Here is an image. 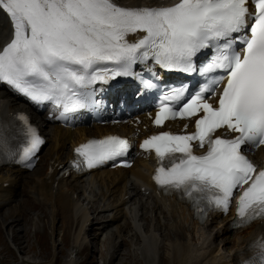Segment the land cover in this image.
I'll return each mask as SVG.
<instances>
[{
  "label": "snow or ice",
  "instance_id": "1",
  "mask_svg": "<svg viewBox=\"0 0 264 264\" xmlns=\"http://www.w3.org/2000/svg\"><path fill=\"white\" fill-rule=\"evenodd\" d=\"M249 3L179 0L170 7L125 8L113 0H0V10L13 28L12 39L0 49V82L35 102H53L63 108V117L86 102H96L95 90H84L131 74L138 62L152 60L185 73L199 71L207 83L182 104L187 86L170 88L154 120L163 126L167 120L202 112L196 131L162 132L140 145L154 150L161 164L154 179L161 186L183 189L189 197L203 194L197 199L206 196L224 211L234 190L247 184L238 197V216L245 222L264 217V170L253 176L256 169L242 153L246 144L264 145V0H251L255 11ZM137 32L144 35L135 42L126 39ZM237 44L243 47L237 50ZM204 49L214 54L197 68L193 58ZM218 71L224 75H208ZM221 82L224 87L214 106L205 93L215 95ZM143 83L157 86L150 80ZM219 129L225 133L214 138ZM227 133L237 135L224 138ZM28 134L26 157L42 143L34 129ZM192 141L200 148L207 145L206 153L193 154ZM128 146L127 140L109 136L82 144L75 152L92 168L123 155ZM166 159L170 166H165ZM257 244L259 258L244 264H264V238Z\"/></svg>",
  "mask_w": 264,
  "mask_h": 264
},
{
  "label": "bare ground",
  "instance_id": "2",
  "mask_svg": "<svg viewBox=\"0 0 264 264\" xmlns=\"http://www.w3.org/2000/svg\"><path fill=\"white\" fill-rule=\"evenodd\" d=\"M158 1L160 0H113L115 4L124 7L138 6L139 4ZM7 30L5 17L0 10V38L5 35ZM3 102L2 111L10 107L18 108L17 105L11 106V100H3ZM40 120L41 124L47 123L42 117H40ZM86 128L89 127L87 126ZM107 128L109 127L97 125L93 133L98 134ZM118 129L117 131L127 133L131 127L130 125L129 127L121 125ZM45 130L50 131L48 133L49 135L46 137V139H50V143L44 149L43 158L46 156V164L52 166L60 162L61 155L63 154V147L66 144L64 140L69 141V145L74 143L84 134L85 129H74L72 137L67 135L63 130L58 131L57 127L53 130ZM111 130H114V128ZM263 152L264 146H260L256 150V153L259 154ZM48 155L50 156L49 160L47 158ZM135 161L136 162L129 167L128 174H124L122 172L123 169H121L119 173L110 175L112 170L101 169L100 171L89 173L86 182L77 181V176L71 174L69 177L63 178L55 187H53L51 182L43 178L46 167L40 175L36 174L34 169L30 171V173L38 176L36 177V179L38 178L37 180H33V186L38 189L41 194H47L44 203L53 206L55 211L57 209L54 208V206H58L64 212L65 218L70 217V219L74 221H79V226L72 235V253L77 254L80 249L78 247H81L83 244L85 245L87 242H92V239H95L98 233L100 234V232L103 231L104 235L101 239V245L105 247L108 240L112 238L113 235H116L118 240L119 238L121 239L120 242L124 243L126 240L127 244L129 243L131 245L135 257H138L140 254L141 257L139 258L144 260L143 264H152L154 261L155 264H161L163 260L161 253L164 251L163 248L165 245L168 247L165 259H167L169 264H236L237 261L242 260L249 254L254 239L259 234L264 235V221L262 223L254 222L244 228L233 231L228 238L222 239V246L213 248L212 243L214 237L227 232L228 227L225 219L220 218V220H217L218 223L210 228L208 227L209 223L206 221L197 225L196 221L190 217V211L185 208L184 204L174 200L172 197H156L152 193H148L145 197L146 200H141L142 194L139 191V186L141 184H146L148 188L151 187L148 180L150 164L148 160L139 159L138 157ZM7 175L0 173V180L5 179ZM11 178L14 182L13 186L20 185V180H15L14 176H11ZM71 179H75V181L71 183L74 184V186L70 187L68 180ZM30 181L28 177L24 178V183H29ZM13 186H0V207L4 202V195H6V192H12L14 190V188H12ZM117 190L119 195L113 200V192ZM79 192H82L83 195H78L77 193ZM123 193H128L129 196L121 200ZM73 194H75V197L78 195V200L74 199L75 197H73ZM26 199L28 198L21 197L17 199L16 202L6 205L0 214L5 210L15 208V206L19 205L22 201H26ZM41 199L43 200V198ZM98 199L101 201L100 204L96 203ZM83 200L85 201L84 204L81 203ZM105 209H108L109 212L104 213ZM9 212L4 216V221L6 222V220L10 218L8 226L10 228L9 231L11 230L14 234V238L18 232V230H16L17 224L15 223L20 219H14L17 217L14 216V213L17 212L13 211V217L8 214ZM18 212L20 215V211ZM91 212L93 213L90 215ZM215 217H217V215H213V219ZM118 219H121V221L118 222ZM95 222L96 224L93 225ZM90 224L92 230H94V235L87 227V225L89 226ZM198 228L199 233L195 237L196 241H192L194 239L188 235ZM125 232H127V234H124ZM125 235H128L129 240ZM233 235L236 236V238L232 237ZM165 239L167 240L166 244L163 243L164 246H161L159 240L165 242ZM18 240L19 239L16 241ZM197 240L200 241L199 246H196ZM11 241L13 242L12 237ZM227 242H232V246L229 249H225L226 251L221 252L225 247L224 243ZM95 243L97 244L96 239ZM109 246L110 250L107 253L109 259L110 257L116 259L117 255L122 251L120 248L122 245L118 246V252L112 250L113 245ZM136 247L138 248L136 249ZM137 250H139V253H137ZM110 251L112 253H110ZM73 261L72 257H69L63 264H73ZM110 261L112 260L110 259Z\"/></svg>",
  "mask_w": 264,
  "mask_h": 264
},
{
  "label": "rangeland",
  "instance_id": "3",
  "mask_svg": "<svg viewBox=\"0 0 264 264\" xmlns=\"http://www.w3.org/2000/svg\"><path fill=\"white\" fill-rule=\"evenodd\" d=\"M49 143L50 140L48 139L47 144L42 150L41 158L34 168L36 174L40 175L43 172L44 167H46L47 159L46 156L43 158V152ZM47 158L49 160L50 156L48 155ZM36 174L26 172L24 173V176L28 177L30 180H34L38 177ZM72 182H74V180L69 181L70 187L74 186V184H71ZM22 193L24 196L30 194L34 195L38 205L36 206L29 199H26V201H22L19 205L15 206V208L5 210L0 214V264H63V262L68 260L69 257H72L74 260L73 264H143L144 260L139 258L141 257L140 254L138 257H135L134 250L131 245L129 243L127 244L126 240L124 243L120 242L121 239L119 238L118 240L116 235H113V237L108 240L105 247L103 245H99V240L103 236V232L96 237L97 244L95 243V239H92V242H87L85 245L83 244L81 247H78L80 249L77 254L72 253V235L76 232L79 226V221H74L70 219V217L65 218L64 212L58 206H54V208L57 209L55 211L53 206L48 203L45 204L40 202L38 200L37 193L32 194L29 192V185L22 189ZM77 194L83 195L82 192ZM78 195L74 198L75 200H78ZM15 197L19 198L20 194L17 193ZM13 211L17 212L14 213V216H17L14 219H20L15 223L17 224L16 230H18V232L14 238L13 232L11 230L9 231L10 228L8 226V222L10 218L6 220V222L4 221V216H6L7 212H9L8 214L13 217ZM18 211H20V215ZM214 225H216L215 222H210L208 227L212 228ZM87 227L94 235V230H92L91 224L89 226L87 225ZM198 233L199 228L192 231V233L188 236L195 239ZM124 234H127V232ZM231 234L232 230H228L226 233L215 236L212 243L213 248L222 246V239L228 238ZM11 237L14 243L11 241ZM125 237L129 240L128 235H125ZM232 237L236 238L234 235ZM17 239L20 241H16ZM159 242L161 246H164L167 240L165 239V242ZM109 245H113L112 250L114 252H118V246L122 245V247H120L122 251L117 255V258L113 259V257H110L112 261H110L109 255L107 254L110 250ZM224 245L225 247L223 250L226 251L225 249H229L232 246V242L224 243ZM166 247L167 246L165 245L163 248L164 251L161 253V257H163L161 264H169L167 259H165V255L168 250V247ZM137 248L138 247H136V249ZM110 253L112 252L110 251ZM137 253H139V250H137Z\"/></svg>",
  "mask_w": 264,
  "mask_h": 264
}]
</instances>
